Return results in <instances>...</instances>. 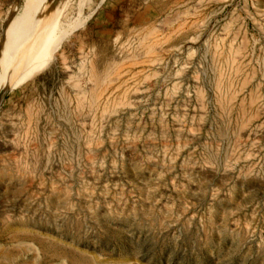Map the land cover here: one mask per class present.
I'll return each instance as SVG.
<instances>
[{
  "label": "rangeland",
  "instance_id": "rangeland-1",
  "mask_svg": "<svg viewBox=\"0 0 264 264\" xmlns=\"http://www.w3.org/2000/svg\"><path fill=\"white\" fill-rule=\"evenodd\" d=\"M17 5L0 264H264V0Z\"/></svg>",
  "mask_w": 264,
  "mask_h": 264
},
{
  "label": "bare ground",
  "instance_id": "bare-ground-1",
  "mask_svg": "<svg viewBox=\"0 0 264 264\" xmlns=\"http://www.w3.org/2000/svg\"><path fill=\"white\" fill-rule=\"evenodd\" d=\"M53 0H19V5L13 10L12 19L13 24L8 30L10 35H21V33H29L30 24L38 17V14L46 10V7L52 3ZM198 1V0H197ZM186 2V1H185ZM196 4V3H195ZM189 10V9H188ZM194 11V10H193ZM199 14V13H198ZM48 14H45L47 17ZM51 15H49L50 17ZM193 16V15H192ZM33 20V21H32ZM170 21V20H169ZM187 21V20H186ZM30 22L29 24H27ZM168 23V22H167ZM162 25V22H161ZM191 26V25H190ZM182 27V26H181ZM177 28V27H176ZM183 29V28H182ZM181 29V31H182ZM153 31V30H152ZM135 35V34H134ZM164 35V34H163ZM18 37V36H15ZM226 37V36H225ZM157 38V37H156ZM144 40V39H143ZM148 40V39H147ZM153 40V39H152ZM156 40V39H155ZM160 40V39H159ZM166 40V39H165ZM157 41V40H156ZM150 42V41H149ZM158 42V41H157ZM151 43V42H150ZM149 43V44H150ZM158 44V43H157ZM153 45V43H152ZM159 46V45H158ZM149 48V47H148ZM151 49V48H150ZM149 49V50H150ZM4 49L0 51V95L3 92H7L19 87L29 75L28 74V60L24 59L22 52H20L14 58H8L9 52L7 53V60L2 62V56ZM12 55V54H11ZM123 60V59H122ZM124 61V60H123ZM127 61V60H126ZM122 62V61H121ZM117 63V62H116ZM124 64V62H123ZM148 64V63H147ZM115 66V65H114ZM130 66V65H129ZM132 66V65H131ZM112 67V66H111ZM82 68V67H81ZM80 68V69H81ZM116 68V67H115ZM119 68V67H118ZM123 68V65H122ZM126 68V65H125ZM108 70V69H107ZM232 70V69H231ZM118 71V70H117ZM116 71V73H118ZM106 72V71H105ZM126 72V70H125ZM114 74V73H113ZM121 74V73H120ZM116 75V74H115ZM121 76V75H120ZM135 76V74H134ZM132 77V76H131ZM147 77V76H146ZM145 77V78H146ZM137 78V77H136ZM105 79V78H104ZM119 80V79H118ZM81 82V81H80ZM79 84V83H77ZM109 84V83H108ZM123 84V83H122ZM220 85V84H219ZM97 88V87H96ZM104 88V87H103ZM78 90V89H77ZM82 92V91H81ZM97 92V91H96ZM81 94V93H80ZM104 94V93H102ZM101 94V95H102ZM3 95V94H2ZM79 96V95H78ZM95 97V96H94ZM80 98V97H79ZM180 129V127H179Z\"/></svg>",
  "mask_w": 264,
  "mask_h": 264
}]
</instances>
